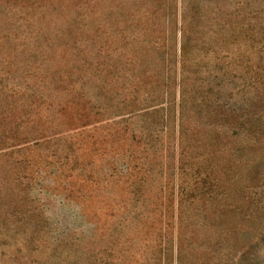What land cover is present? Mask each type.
Here are the masks:
<instances>
[{"label": "rangeland", "instance_id": "obj_1", "mask_svg": "<svg viewBox=\"0 0 264 264\" xmlns=\"http://www.w3.org/2000/svg\"><path fill=\"white\" fill-rule=\"evenodd\" d=\"M0 264H264V0H0Z\"/></svg>", "mask_w": 264, "mask_h": 264}, {"label": "trees", "instance_id": "obj_2", "mask_svg": "<svg viewBox=\"0 0 264 264\" xmlns=\"http://www.w3.org/2000/svg\"><path fill=\"white\" fill-rule=\"evenodd\" d=\"M199 9L202 10L204 8H202V7H200L198 5L196 10L198 11ZM256 17L257 18L259 17V12L258 11H256ZM193 25L195 26V28H197V25H198L197 18L194 19ZM175 28L177 29V31L180 30L181 32H183V30H184L182 28V25L180 26V28H178V27H175ZM195 39L191 38V37L187 38L183 34L182 39L180 41V47L179 48L176 47V50H175V53L177 52L176 61L173 63L174 66H175V72H177V66H180V73L183 74V70L185 68V63H186L187 59H189V53H190L189 49L192 48L191 47V45H192L191 42L193 40H195ZM169 52H170V46H168V49H166V51H164V53L165 54H169ZM170 57H171V55H170ZM165 63H166V61L164 60V64ZM170 64H171V61L168 60V64H167V66L165 65V67L171 66ZM172 69L173 68L171 67L170 70L172 71ZM163 85L166 86L167 83H164ZM163 100L164 101H161L160 103H157L156 106H160V105H162V106L163 105H176L177 107L181 108V107H183V103H184L183 91H182V94L180 96H178V97H176V95H175L172 98V97H170L169 94L164 95ZM176 114H177L176 117H177L178 122L179 123L181 121L183 122V116L181 115V109H180V111H177ZM186 130H192V133L197 132L196 128H193V127H187ZM209 146H211V143L209 144ZM206 155H207V152H206ZM188 157H189V155H188ZM179 168H181V167H179ZM191 176L193 177L192 182H190V181H182V186L181 185L179 186L180 187L179 188L180 189V194H182V196L184 195V197L187 196V195L191 196V197L192 196L194 197L195 196V192H197L198 195L209 196L208 198H211L210 196L214 192V190H212V189L217 187V183L214 182L215 181V177H212V173L208 172L206 169H202L201 167H197L196 170L193 172V174ZM182 200H183V198H182ZM182 200L180 198V203H181ZM192 225H195V223H193Z\"/></svg>", "mask_w": 264, "mask_h": 264}]
</instances>
